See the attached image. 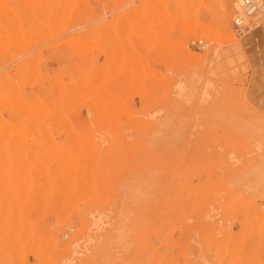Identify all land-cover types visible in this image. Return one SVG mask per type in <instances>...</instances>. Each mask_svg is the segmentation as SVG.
Listing matches in <instances>:
<instances>
[{
    "label": "rangeland",
    "instance_id": "1",
    "mask_svg": "<svg viewBox=\"0 0 264 264\" xmlns=\"http://www.w3.org/2000/svg\"><path fill=\"white\" fill-rule=\"evenodd\" d=\"M254 1L0 0V264H264Z\"/></svg>",
    "mask_w": 264,
    "mask_h": 264
},
{
    "label": "built area",
    "instance_id": "2",
    "mask_svg": "<svg viewBox=\"0 0 264 264\" xmlns=\"http://www.w3.org/2000/svg\"><path fill=\"white\" fill-rule=\"evenodd\" d=\"M242 13L237 14L233 19V27L238 36H245L249 32V25L247 24V19L255 15L258 11V3L254 0H242L241 2ZM203 46H206V43L202 41L199 42Z\"/></svg>",
    "mask_w": 264,
    "mask_h": 264
},
{
    "label": "bare ground",
    "instance_id": "3",
    "mask_svg": "<svg viewBox=\"0 0 264 264\" xmlns=\"http://www.w3.org/2000/svg\"><path fill=\"white\" fill-rule=\"evenodd\" d=\"M241 2H242V0H239V2L238 3H233V4H235V6H237V8L239 7V8H241ZM228 5V4H227ZM259 6V5H258ZM227 18V20H229V18H228V16L226 17ZM260 166H262L261 168H263L262 170L263 171H261L260 169V167H259V170L261 171V172H258L259 174L261 173H264V163H262Z\"/></svg>",
    "mask_w": 264,
    "mask_h": 264
}]
</instances>
